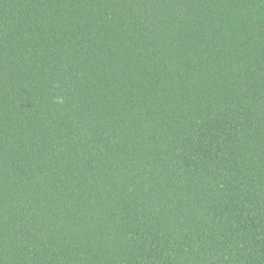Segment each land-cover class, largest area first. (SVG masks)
Wrapping results in <instances>:
<instances>
[{"label": "trees", "instance_id": "obj_1", "mask_svg": "<svg viewBox=\"0 0 264 264\" xmlns=\"http://www.w3.org/2000/svg\"><path fill=\"white\" fill-rule=\"evenodd\" d=\"M0 264H264V0H0Z\"/></svg>", "mask_w": 264, "mask_h": 264}]
</instances>
